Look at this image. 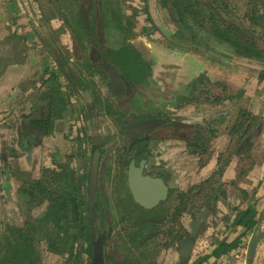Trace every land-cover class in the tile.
Returning a JSON list of instances; mask_svg holds the SVG:
<instances>
[{"label":"rangeland","instance_id":"rangeland-1","mask_svg":"<svg viewBox=\"0 0 264 264\" xmlns=\"http://www.w3.org/2000/svg\"><path fill=\"white\" fill-rule=\"evenodd\" d=\"M106 1L109 3L104 8L105 14L103 12L106 46L118 50L127 42L133 44L149 66L146 71L151 77L149 80L161 79L168 87L154 95L156 105L168 114L198 123L207 147V152H203L201 158L192 155V164L188 167L193 168L189 169L181 185L186 194L185 226L189 232L179 235L178 228H174L177 235L164 236V214H158L161 220L157 221V228L161 233L144 244L141 237L133 240L132 244L128 242L131 258L133 264L144 261L192 264L191 255L197 243L204 239L202 249H209L212 246L210 237L214 240L215 236H224L223 233L229 230V226L223 222L225 217L231 219L237 209L255 204L256 190L261 185L253 183L256 174L249 178L251 173L256 172V162L251 151L247 154L244 149L249 143L254 146L257 142L260 146L264 140H256V135H252L238 142L240 135H232L231 128L242 111L257 112L260 104L251 100V97H255L252 89L264 83L258 79L255 70H251L252 62L245 65L243 57H237L228 44L214 35L210 15L214 13L216 20L226 23V26L244 28L245 37L252 36L254 41L264 45V30L260 26H252L249 21L254 11L259 13L257 10L264 9V0H200V6L196 3L195 7L185 0L189 6L185 17L196 37L189 43L177 36L176 25L169 19V11L158 0ZM158 3L162 6L161 10H157ZM79 4L80 0H0V248L6 245L8 227H22L26 223L29 227L39 225V220L42 222L49 209L47 196L29 197L27 201L21 196L22 189L27 186L26 181L40 180L43 176L49 180L57 178L55 173H61L67 176L65 182H70L71 186L72 177L76 175L75 183L82 168L80 144L83 137L88 141L91 133H101L105 138H110L111 133L116 132L113 121L102 112L98 122L92 118L87 121L83 116L82 99L84 95L89 96V91H86L89 84L85 86L79 80L77 88L75 84L88 58H77L81 54L73 50L76 40L74 29L65 30L69 23L75 24L80 16ZM194 9L197 11L193 12ZM147 11H150L164 34L173 39L180 38L187 45L174 47L151 31L152 27L146 19ZM80 24L74 27L82 32ZM84 42V50L88 53L91 43L89 40ZM65 57L75 60V63L61 65L65 63ZM124 63L119 60L121 66ZM58 65L63 67V73L58 70ZM91 74V84H98V81H93L94 72L91 71ZM49 75L56 76L51 85L47 83ZM154 88L155 85L151 90ZM47 95L53 97L50 103L54 107L51 112L52 129L46 137L40 136L37 138L39 140L30 144L17 134L21 129L18 126L23 117L28 119L34 112L38 114L39 110L34 111L37 101L47 100ZM106 96L108 94L103 97ZM41 106L47 110L45 101L41 102ZM144 107L142 101L135 100L130 103L129 112L124 118L133 119L137 111ZM255 116L264 118L260 114ZM257 125L258 122H255V127ZM27 128L30 127L27 125ZM218 155L219 158L221 156V163L215 168L213 160ZM248 168L241 178L240 171L242 173ZM215 170L216 174L213 173ZM197 172L199 174L196 175ZM117 173H110L105 188L116 194L119 190L122 194L123 185ZM210 175H214L213 180L206 181ZM49 186L55 197L58 182ZM70 189L61 190V193L67 194ZM246 190L252 195L249 193L245 196ZM58 207L55 206L57 210ZM191 210L194 213L201 211L198 219L191 221L188 214ZM129 218L114 217L115 232L123 228H126L125 232L131 230L132 224L127 221ZM52 228V224H49V229ZM125 232H117L113 238L119 240V234ZM178 236H181L179 241ZM46 239L41 242L36 263L68 264V255L50 252Z\"/></svg>","mask_w":264,"mask_h":264},{"label":"flooded vegetation","instance_id":"flooded-vegetation-1","mask_svg":"<svg viewBox=\"0 0 264 264\" xmlns=\"http://www.w3.org/2000/svg\"><path fill=\"white\" fill-rule=\"evenodd\" d=\"M175 1L177 0H167L166 4H163V0H158L159 3L161 2L164 5V9L169 11V19L176 25L177 36H180L184 41L192 39L194 33L190 31V23L185 17V13L188 12L185 10L187 4L185 0H179L180 2L182 1V4L179 2V5L178 3L176 5ZM159 3L157 10L162 9ZM196 3L198 5V2H195L194 5ZM108 5L109 3L106 0H80V16L76 19L75 24H70L68 21L69 24L65 29L66 31L74 29L73 36L76 39L74 41L76 45L73 43V50L76 49L77 54H81L77 58L80 59L81 56H86L88 61H91L89 63L86 60L84 62L85 66H83L82 72H80V84H85V86L89 84V88L86 90L89 91V96L84 95L82 99L85 120L95 119L98 122L102 117V112L103 115L106 114L113 121L116 127L114 130L116 132H112L110 138H105L101 133H95L97 135H92L94 133H91V138H88V141L87 138L84 139L83 137L82 143L80 144L82 168L78 180L75 179L78 187L77 198L85 204V207L80 211L85 218V228L87 230L84 228L82 230H85L89 235L92 252L93 241L98 240L99 237L102 238L104 264H111V261H121L118 250L120 245L127 244L128 246L129 243L132 244V241L138 237H141L144 244L152 236L161 233L160 228H157V221L161 220L158 214H164L162 215L164 220L162 225L166 229L164 236L167 237L171 234L177 235V231L175 232L174 228H178L179 235L180 233L187 234V231L189 232L187 226H185L187 208L185 201L186 194L183 192L181 185L184 184L183 180L187 177L189 169L193 168L188 167V165L192 164V155L201 158V154L207 152L205 137H202L203 130L199 127L198 123L168 114L163 111L162 107L156 105L157 102L154 99V95H157L159 91L162 92V88L165 89L168 87L161 79L156 78L153 82L149 80L151 77L146 73L147 67L149 66L143 60L141 54L136 52L133 44L127 42L125 46L118 50L109 49L106 46V32L104 31L105 18L103 17V12L105 14L104 8ZM178 11H181L182 18ZM196 11L194 9L193 12ZM257 11H260V14L254 11L255 16L253 15V17L255 20H258V16H262L264 9ZM146 19L149 20V24L152 27L151 31L160 35L166 43L177 48L180 45L181 47L187 45L181 42L180 38L173 39L174 37L170 38L164 34L157 27L156 21L151 16L150 11H147ZM249 21L251 22L252 20L249 19ZM80 22L83 29L82 32L79 28L74 27ZM263 24H260V27ZM52 28H50L51 31ZM86 40H89L91 43L88 53L84 50L86 48L84 41ZM119 60H123L125 63L121 66ZM74 63L75 60H71V64ZM91 71L94 72L95 76L93 81L95 83L98 81V84H91ZM154 85L155 90H151V87ZM105 94H108V96L104 98L103 96ZM141 96L143 98H140ZM135 100L142 101L145 107L139 109L133 119L126 120L124 116L129 112L128 107ZM251 115L258 119V125L253 128L250 136L254 135L257 128L262 124L263 119L255 116V114L251 113ZM150 121L158 122L153 125L155 126L154 128L152 126L147 129H141L135 126ZM129 127H131V130H129ZM202 140L205 145H203ZM168 141L177 143H168ZM96 157H98V165L95 175V203L92 206L90 193L93 163ZM218 158H214L213 160V162L215 161V168L216 166H220L219 163H221V156L219 160ZM114 171L118 172L119 182L123 185L122 194H120L119 190L118 194H116L114 191L105 188L107 178ZM132 173L135 174L133 183L136 182L139 184V179L142 177L160 182L166 187V198L161 200L153 208L143 206L137 201L130 188L129 179ZM219 173H222V171H219ZM74 177L76 178V175L71 179V187L74 184ZM210 177L206 181L213 180L214 175H210ZM74 193L76 195L75 189ZM249 193L250 191L246 190V194L244 195L246 196ZM140 194L144 195L143 193ZM198 196H200V193H198ZM258 201L257 198L255 204H249L244 208L237 209L231 219L225 217L223 221L226 223L225 226H229V230L233 229L232 223L237 213L241 210H246L250 205L256 207L258 218L260 217L259 220L263 218L264 212L259 214ZM113 206H116V208ZM188 214L192 219L191 221H193V219L196 220L199 218L201 211L194 213L191 210V213L188 212ZM204 214L207 213L204 212ZM114 217H123V219L130 217L127 221H130L132 224L131 230L125 232L126 228H123L115 232ZM153 225L156 227L152 228ZM223 228L226 229V227ZM117 232H125L119 234V240L113 238V235ZM250 233L248 234L250 235ZM178 238L177 240L179 241L181 236H178ZM210 238H212L211 244L214 245L216 243L215 239L213 240V237ZM247 245L248 243L244 247L243 260ZM85 247L89 248V245ZM205 256L209 258L212 255L206 254Z\"/></svg>","mask_w":264,"mask_h":264},{"label":"trees","instance_id":"trees-1","mask_svg":"<svg viewBox=\"0 0 264 264\" xmlns=\"http://www.w3.org/2000/svg\"><path fill=\"white\" fill-rule=\"evenodd\" d=\"M189 1L193 4V6H195V2H198V6H200V0ZM166 2L167 0H163V4H166ZM175 2L176 5L177 3L179 5L180 1L177 0ZM180 3L182 4V1ZM185 10L187 12L189 10V6H186ZM178 12L182 18L183 15L181 11ZM250 19L255 26H260V24L264 23V12L262 16L257 17L258 20H255L253 16ZM210 21L214 23V35L224 44H228L230 48L233 49L234 54H236L237 57H243L244 59L242 60L246 63L245 65L248 66L252 62L250 67L253 68L251 70H255L254 72L257 74L258 79L261 82H264V45H260V43L254 41L253 38L249 36L245 37L244 35L246 34L244 32L246 31L244 28L243 30L239 26H226V23L222 24L220 21L216 20L214 13H211ZM261 27L262 30H264V24ZM191 30L192 27L190 31ZM195 39V34H193V38L186 40V42H193ZM70 62L71 59L69 57H65V63L61 65L70 64ZM58 70L62 72L63 67H59ZM55 77L56 76L54 75H49L47 83L51 85V82L55 79ZM78 80L80 83V78H77L75 84L76 88L78 86ZM46 97H51V101L53 100L52 95H47ZM53 110L54 107L50 106L47 117H45L44 110L40 109L39 112L41 117L36 119L33 118L28 123L31 134H33L36 129H41L46 133L51 131L53 126L51 112H53ZM257 120L258 119L253 117L251 113L245 110L242 111L239 120H236L231 128V134L240 135L238 142L244 140L251 135ZM24 131L27 135V130L25 129ZM31 134L30 136L27 135L28 140L33 139ZM202 142L203 145H205L203 140ZM240 147L241 144L238 148ZM251 148V144H247L244 152L247 154L250 153ZM249 169L250 168L242 173L240 171V177L242 178ZM55 174L57 175V178L46 180L43 176L40 180L26 181L27 186H24V189H22L21 196L26 201L29 197L31 199H35L39 195L42 197L47 196L46 200L49 203V209L44 214L45 218L42 222L39 220V225L32 224V226L29 227V224L26 223L22 227H8L6 229V245L3 248H0V264H37L36 260L39 259V249L44 238H47V248L50 252L62 256L68 255L66 260L68 264H91L92 245L90 243L88 233H86L85 230H82V228L86 229V224L85 218L82 216L83 213L80 211L83 207H85V204L77 198L78 187L76 183H74L71 187L70 182H65L67 181L66 175H60L61 173ZM55 181L58 182V192L56 191V196L53 197V193L49 185L55 183ZM65 189H70V191L67 192V194L61 193V190L65 191ZM74 189L76 191V195L74 193ZM57 205H59L58 210L55 208ZM259 218L256 207L254 205H250L246 210H241L237 213L236 218L232 223V228L235 229L234 227L236 226L243 228L244 234L242 235L244 236L246 233L248 234L252 232L257 225ZM49 224H52L54 228L49 229ZM240 243L239 238L233 239L232 241H229V243L226 242L225 239H221L217 242V247H215L211 255L219 257L233 249L238 248ZM86 245H89V248H86ZM118 250L121 261H111V264H133V260L131 258L132 255L130 254V249L127 244H124L123 246L120 245ZM207 258L208 256H205L202 261ZM139 264L155 263H146V261H144Z\"/></svg>","mask_w":264,"mask_h":264},{"label":"crops","instance_id":"crops-1","mask_svg":"<svg viewBox=\"0 0 264 264\" xmlns=\"http://www.w3.org/2000/svg\"><path fill=\"white\" fill-rule=\"evenodd\" d=\"M21 20V19H20ZM254 94L255 97H251V100L253 102L256 101L257 104H260V106L258 107L257 112L255 113L256 115H261V117L264 115V113H262V105L264 106V85H257L254 89ZM259 95V97H257ZM262 97H263V101H262ZM47 98V97H46ZM45 101V107L47 108V110L45 111V108L43 109L44 106H41V102ZM50 103H51V97H49L47 100H42V101H37V105L35 106L36 110L43 109L44 113H45V117H47V112L50 109ZM33 111V112H34ZM36 112L33 113V115H31L30 118L25 119L24 117L21 119V124L18 126L21 129L18 130L17 134L20 137L25 138L28 142H30V144H33L36 140H39L37 138H39L40 136H45L48 134L46 132H44L41 129H36L34 131L33 134H31L30 128H27V125L29 127V122L31 121V119H36V118H40V112H38V114H36ZM264 119V118H263ZM27 130V135L33 136V139L28 140L27 139V135L25 133L24 130ZM52 129V128H51ZM254 135H256L254 137V139L257 138H262L264 140V122L260 125V127L255 131ZM251 154L252 157L254 159V161L256 162V172L251 173L249 175V178L254 174H256V178L254 180V185L257 184V186L259 184H261L259 186V188L257 189V195L256 198H258V210H259V214L264 212V141L262 142V145L258 146L257 142L254 143V146L251 150ZM248 177V176H247ZM259 183V184H258ZM254 187V186H253ZM259 225L260 230H264V217L261 218L259 220V222L257 223ZM224 236L220 235V236H215V241L216 243L212 246H210L209 249H202V244L203 241L205 242L204 239L200 240L197 245L195 246L194 249V253L192 255V259L190 262L196 263V264H244V260L242 259L243 254H244V247H246V244L248 243L251 234H246L245 236H243L242 234H244V230L241 227L236 226L235 229H230L228 230V232L223 233ZM239 238L240 239V245L238 248L231 250L230 252L223 254L219 257L216 256H210L207 260H203L204 255L206 254H211L212 251L215 249V247H217V242L218 240L221 239H225L226 242L229 243V241H232L233 239ZM207 241V240H206ZM256 256H257V260L259 263H262L264 261V240L262 242L259 243V246L257 248V252H256ZM197 259V260H196ZM195 260V261H194Z\"/></svg>","mask_w":264,"mask_h":264},{"label":"water","instance_id":"water-1","mask_svg":"<svg viewBox=\"0 0 264 264\" xmlns=\"http://www.w3.org/2000/svg\"><path fill=\"white\" fill-rule=\"evenodd\" d=\"M157 122L158 121L143 122L135 126H138L141 129H147L157 124ZM154 127L155 126H153L152 128ZM129 130H131V127H129ZM97 159L98 157L94 159L93 175H92V181H91L90 201L92 203L91 204L92 206L95 203V186H96L95 185V175H96V170H97V165H98ZM134 178H135V174L132 173L129 179L130 188L132 190V193L136 197L137 201L141 203L143 206L147 208H153L157 204H159L161 200H164L166 198L167 196L166 187L163 186L160 182L151 180L150 178L142 177L141 179H139L140 183L138 184L136 182L133 183ZM140 193H143L144 195ZM263 240H264V230H260L259 225L257 224L251 233V236H250L247 248H246L244 264H263V263L258 262L257 256H256L259 243L262 242ZM186 260H188V258H186ZM104 262L105 261H104L103 240L101 237H99L98 240L93 241V252H92L91 264H104Z\"/></svg>","mask_w":264,"mask_h":264}]
</instances>
